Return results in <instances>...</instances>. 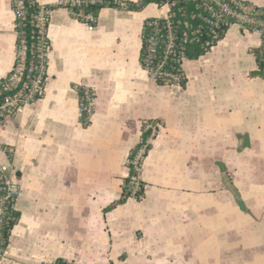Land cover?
I'll return each mask as SVG.
<instances>
[{
    "label": "crops",
    "instance_id": "obj_1",
    "mask_svg": "<svg viewBox=\"0 0 264 264\" xmlns=\"http://www.w3.org/2000/svg\"><path fill=\"white\" fill-rule=\"evenodd\" d=\"M36 1L53 6L46 86L0 122V166L19 187L0 264H264V73L250 74L261 35L230 23L182 59L184 85L159 84L140 63L141 32L167 4L101 7L88 28L60 0ZM14 19L0 0V78ZM77 87L94 94L86 125ZM148 122L142 196L118 202Z\"/></svg>",
    "mask_w": 264,
    "mask_h": 264
},
{
    "label": "built area",
    "instance_id": "obj_2",
    "mask_svg": "<svg viewBox=\"0 0 264 264\" xmlns=\"http://www.w3.org/2000/svg\"><path fill=\"white\" fill-rule=\"evenodd\" d=\"M93 0H60L58 4L62 5L66 3L80 4L82 2ZM202 9L205 11V17L203 18L211 32L216 34V29L221 26L227 27L230 23H237L243 29L250 30L260 34H264V6L256 5L248 0H200ZM16 7H18L17 14H21V1L15 0ZM168 5L171 1L164 2ZM50 9L40 5L39 11L35 15V25L38 27V42L35 46V52L37 53V63L28 64L26 66V45L23 40L20 41L18 46H15L14 63L8 74L2 78L5 80L1 82L0 93L6 91L2 100H0V122L10 115H14L18 109L25 103L36 100L43 96L46 86V35H45V22L48 20ZM167 11L165 16L168 17ZM84 23L88 28L93 25V20L90 14L85 15ZM152 25V31L146 37V57L144 59V69L148 74L154 78L158 76L162 79L172 80V83H179L182 77H184L181 69V61L184 58L182 44L191 39L192 35L187 37L184 32L183 37H177L175 31L172 28L171 22L167 19L164 25L165 30L159 26L157 20L154 19ZM195 30H191L190 34H193ZM179 41V42H176ZM162 46V47H161ZM160 50V52H159ZM167 56L175 62V71L172 72L165 67ZM153 64V65H152ZM93 91L90 88H85L82 101L79 102V111L86 110L88 113L92 111L93 105ZM155 129L152 128L151 135L145 139L142 146L136 150L134 158L132 159V165L134 169L139 172L141 162L143 159V152L145 145L149 143ZM133 190L136 186L132 185ZM0 222L2 220V214L4 205L6 202H10L13 206V202L19 193L18 185L9 178L8 174L3 167L0 166ZM4 251L2 245V238L0 234V256ZM53 264H69L67 261H55Z\"/></svg>",
    "mask_w": 264,
    "mask_h": 264
},
{
    "label": "trees",
    "instance_id": "obj_3",
    "mask_svg": "<svg viewBox=\"0 0 264 264\" xmlns=\"http://www.w3.org/2000/svg\"><path fill=\"white\" fill-rule=\"evenodd\" d=\"M14 1L15 0H12V8L14 9L15 12V19H14L15 30H16L15 46H18L20 41L23 40V42L26 45V66H28L30 62L32 64H36L37 53L35 52V46L36 43L38 42V27L35 25L36 23L35 15L39 11L40 4L36 0H20L21 7L19 9L21 10V14L18 15L17 14L18 7H16ZM166 1H171L168 8L169 15L167 18L162 16L149 17L146 18L143 23L142 32H141V47L139 54V59L142 67H146L144 61L147 50L146 37L148 34H150V32L153 29L152 25L149 23L153 22L154 19L157 20V23L159 24V26H161V28H163V31L165 30L164 25L166 23V20L168 19L171 22L172 28L175 31L177 37H183L184 35L182 32H184L185 36L187 37L192 35L191 39H189L187 42L182 44L184 57H189V58L198 57L200 54L207 51L216 42V40L223 35L226 29L225 26H221L218 29H216L215 32L216 34L214 35L211 32L209 25H207L203 19L205 17V11L202 9V4L200 0H138L135 2L122 1V0H93L92 2L87 1L77 5L66 3L63 4V6H65L69 10L70 14H72L74 17L78 18L82 22L86 21L85 15L90 14L93 18L91 23L92 25H94L96 22L98 11L101 7L115 6V7H124L127 9H140L148 2H155L156 4L160 5ZM44 7L47 9L53 8V6L51 5H46ZM46 23L47 21L45 22V30H46ZM191 30H195L193 34H190ZM261 37H262L261 45L252 49V52L254 53L257 59L258 69L251 71L250 72L251 75L264 73V34ZM47 43L48 42L46 37V46ZM165 67L172 72L175 71V62L171 59L170 56H167L166 58ZM153 79L155 82L159 84L172 83V80L162 79L158 76H155ZM4 80H5L4 78H0V85L1 82H3ZM184 83H185V77H182V79L178 84L184 85ZM77 89L79 92V102H80L82 101L85 88L77 87ZM5 93L7 92L2 91L0 93V100L3 99ZM90 114L91 113H88L86 110L80 111L79 117L82 125H86L88 123V118ZM147 124L144 123L142 125L140 140L129 150L126 161L128 166V174L126 177L123 178L122 193L120 198L118 199V202L124 201L128 196H133L136 199H139L142 196L143 182L139 178V172H137L132 165V159L134 158V154L136 150L139 149L144 143L145 139H147L151 135L152 128H154L156 125L155 122L154 123L148 122ZM149 147H150V143H147L145 145L143 157L146 155ZM132 185L136 186L135 190H133ZM17 217H18V213L13 208L12 204L9 201L6 202L4 205L2 220L0 222V234H1L3 246H5L6 244L10 228L17 220ZM108 264H112V263L109 262Z\"/></svg>",
    "mask_w": 264,
    "mask_h": 264
}]
</instances>
